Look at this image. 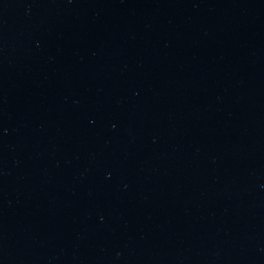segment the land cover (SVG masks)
Listing matches in <instances>:
<instances>
[{"label": "water", "instance_id": "water-1", "mask_svg": "<svg viewBox=\"0 0 264 264\" xmlns=\"http://www.w3.org/2000/svg\"><path fill=\"white\" fill-rule=\"evenodd\" d=\"M0 264H264V0H0Z\"/></svg>", "mask_w": 264, "mask_h": 264}]
</instances>
